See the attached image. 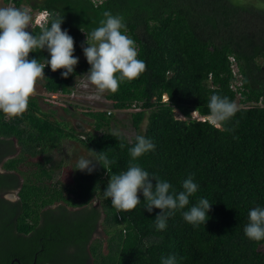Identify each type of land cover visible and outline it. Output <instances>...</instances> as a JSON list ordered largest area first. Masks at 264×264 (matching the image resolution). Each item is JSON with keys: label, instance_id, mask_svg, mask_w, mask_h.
Segmentation results:
<instances>
[{"label": "trees", "instance_id": "1", "mask_svg": "<svg viewBox=\"0 0 264 264\" xmlns=\"http://www.w3.org/2000/svg\"><path fill=\"white\" fill-rule=\"evenodd\" d=\"M24 1L47 15L30 30L34 35L53 17H63L61 27L74 38L75 56L106 11L123 17L147 70L105 98L113 110L133 111L135 130L145 121L140 135L151 139L155 150L136 163L177 193L191 176L198 191L185 209L168 217L165 230H157L154 221L161 210L149 213L143 194L134 210L117 212L104 191L112 174L127 170L135 138L113 135L112 113L84 110L94 121V132L81 140L31 98L22 118L0 113V166L7 171L0 175V192L19 189L16 202L0 199V264L15 259L13 264H161L168 256L176 264H264V241L244 234L249 211L264 207V80L256 79L264 74V65L257 63L264 58V12L232 7L228 0H3L14 7ZM30 58L44 63L50 56L38 50ZM89 69L85 58L65 79L63 70L46 66L43 89L70 94L73 79ZM214 94L240 106L221 128L192 118L193 112L209 118ZM174 111L185 120L176 119ZM68 139L89 151H103L113 163L106 169L99 164L91 174L77 170L70 188L54 186L53 170L41 163H35L37 172L23 174L33 159ZM14 142L21 155L9 158ZM201 198L211 203L209 219L194 227L182 212ZM94 199L98 208L91 206ZM102 214L107 252L100 241L91 242Z\"/></svg>", "mask_w": 264, "mask_h": 264}, {"label": "clouds", "instance_id": "2", "mask_svg": "<svg viewBox=\"0 0 264 264\" xmlns=\"http://www.w3.org/2000/svg\"><path fill=\"white\" fill-rule=\"evenodd\" d=\"M104 17L100 26L87 36V47L82 46L90 65L85 76L88 84L96 89L95 99L106 92L117 93L121 83L132 82L147 70L146 63L138 58L135 41L126 34L123 17L108 11ZM62 23L63 17H53L50 23L41 27L38 35H34L30 31L33 16L28 9L0 6V113L7 119L23 117L30 99L37 95V84L46 78V66H50L53 72L63 70L65 79L74 73L79 62L74 55L75 41L66 30H62ZM38 50H46L50 59L46 58L41 63L36 58H30V53ZM208 107L209 122L216 128H221L239 110L228 97L216 94L211 96ZM113 135L119 136L120 133ZM120 147L124 145L120 144ZM154 150L155 144L151 139L137 135L134 145L129 148L131 160L127 170L110 176L104 196L111 199V205L117 212H128L141 204L138 194L142 192L149 213L154 208L161 210L154 221L157 230H165L168 217L190 204V197L198 191V185L189 176L183 181V190L177 193L169 182L150 174L136 163L138 158ZM96 154V162L105 169L113 163L103 151ZM75 170L91 174L95 165L93 160L81 157ZM0 174H3L2 170ZM210 210L211 203L201 198L196 205L183 211L182 217L194 227L205 225ZM248 219L249 223L244 228L246 237L255 242L264 241V207L251 209ZM161 264H176V258L164 257Z\"/></svg>", "mask_w": 264, "mask_h": 264}, {"label": "rangeland", "instance_id": "3", "mask_svg": "<svg viewBox=\"0 0 264 264\" xmlns=\"http://www.w3.org/2000/svg\"><path fill=\"white\" fill-rule=\"evenodd\" d=\"M93 1L100 3L102 0ZM228 3L232 7L244 6L256 11L264 12V0H228ZM0 6L14 5L11 3L7 4L3 2V0H0ZM19 8L28 9L31 12L33 16V24L30 30L34 25L42 24L46 20L47 15L45 14V12H40L32 9L29 3L26 1H24L21 6H19ZM84 41H86V39H84ZM82 46L87 47L85 46V44H83ZM83 47L82 52L76 55V57H78L79 59V62L83 61L86 58L83 53ZM257 63L259 65H264V58H259ZM233 71L238 78L239 73L237 65L235 64L233 65ZM85 75L73 79L70 94L47 93L43 89V81H40L37 84V95L32 98H35V100H37L36 102L38 103V107L41 112L47 113L51 117V119L59 122V126L64 130L68 129L70 132H73L74 134L76 133L75 135L81 140L85 138V134L94 132V121L86 115L87 113H85V111L90 110L111 111L112 120L109 125L110 131L113 133L119 132L120 134L124 135L129 141H132L137 135L142 134L145 128V121L140 126L139 130H135L131 119V114L133 111L113 110L111 104L105 98L107 92L104 93L99 99L93 98L96 94V89L94 86L88 84L87 77ZM256 79L258 83L262 82L264 80V74L259 73ZM86 84H88L87 87H85ZM235 104L240 107L237 100L235 101ZM174 116L176 119L185 120V118H183L177 111H174ZM192 118L203 119V117H200L196 112L192 113ZM14 149L15 153L9 158L20 157L21 147L17 145V142H14ZM81 157L93 160L95 168L99 167V163L96 162L97 158L95 157V155L91 151L82 147L79 141L75 142L70 139L64 140L60 148H57L48 154H43L42 156L33 159V164H31V166L22 168L24 172L23 174H26V176H30V173H33L34 171L37 172L35 163H41V165L44 166L47 171H50V169L53 170V179L51 182L54 186H57L58 188L60 185L70 188L73 185L74 176L77 173V170H75L77 162ZM0 170H2L1 166ZM18 178L20 181H23V176L20 175ZM141 194L142 192L138 195ZM6 197L12 201L18 199L17 197H15V194ZM98 203V200L94 199L91 201V206H95L98 208ZM70 210H72V208H70ZM103 218L104 216L102 214L98 223V228L94 233L91 242H95V240L100 241L102 244V250H104V252H107L106 245L108 237L105 235V226L102 225ZM260 249L264 252V245L261 246Z\"/></svg>", "mask_w": 264, "mask_h": 264}, {"label": "flooded vegetation", "instance_id": "4", "mask_svg": "<svg viewBox=\"0 0 264 264\" xmlns=\"http://www.w3.org/2000/svg\"><path fill=\"white\" fill-rule=\"evenodd\" d=\"M1 168H2V166H1ZM2 172H3V174H0V175H6L7 174V171L4 170L3 168H2ZM18 191H19V189H15V190L9 189V190H5L3 192L1 191L0 192V199L5 200V201H9V202H16L17 200L12 201V200L8 199L6 196H11L12 194H15V197H17Z\"/></svg>", "mask_w": 264, "mask_h": 264}, {"label": "built area", "instance_id": "5", "mask_svg": "<svg viewBox=\"0 0 264 264\" xmlns=\"http://www.w3.org/2000/svg\"><path fill=\"white\" fill-rule=\"evenodd\" d=\"M231 60H232V59H231ZM232 61H233V60H232ZM234 73H235V72H234ZM237 84H239V83L237 82ZM167 101H168L167 96H166V95H163V96H162V102H163V103H167ZM261 103H262V102L260 101V102H259V105H262ZM107 113L110 114L111 111H107ZM197 120L205 121V120H209V118H207V117H203V119H197Z\"/></svg>", "mask_w": 264, "mask_h": 264}, {"label": "water", "instance_id": "6", "mask_svg": "<svg viewBox=\"0 0 264 264\" xmlns=\"http://www.w3.org/2000/svg\"><path fill=\"white\" fill-rule=\"evenodd\" d=\"M14 262H18V260H16V259H15V260H13L11 264H13Z\"/></svg>", "mask_w": 264, "mask_h": 264}]
</instances>
